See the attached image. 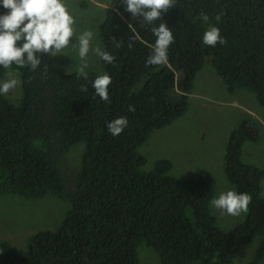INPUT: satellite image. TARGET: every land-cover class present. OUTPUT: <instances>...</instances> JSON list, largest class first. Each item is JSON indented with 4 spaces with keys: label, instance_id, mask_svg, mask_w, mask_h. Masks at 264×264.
Returning <instances> with one entry per match:
<instances>
[{
    "label": "trees",
    "instance_id": "obj_1",
    "mask_svg": "<svg viewBox=\"0 0 264 264\" xmlns=\"http://www.w3.org/2000/svg\"><path fill=\"white\" fill-rule=\"evenodd\" d=\"M106 6L99 36L115 57L112 64L102 60L112 77L110 102L91 87L99 73L87 72L86 81L76 71L62 72L51 53L41 55L36 70L10 68L20 76L22 95L18 103L0 95V190L25 197L54 194L71 208L57 229L30 236L24 254L0 241V264H139L140 245L153 248L160 264H231L242 246L264 233V165L242 160L244 143L258 139L257 122L243 118L225 144L227 180L252 196L244 220L226 230L210 209L211 171L198 168L178 178L166 157L152 158L145 171L147 155L138 148L153 130L186 112L195 76L206 62L229 92L245 89L264 106V0H176L151 25L124 11L122 0H106ZM5 11L0 5V13ZM202 12L220 29L223 45H203L208 25L199 18ZM161 22L174 43L166 65H148L156 39L151 28ZM113 38L123 40L120 48ZM10 69L0 67V78ZM119 116L127 117L128 126L113 136L106 124ZM77 143L85 148L69 184L59 164ZM261 240L249 264H264Z\"/></svg>",
    "mask_w": 264,
    "mask_h": 264
},
{
    "label": "rangeland",
    "instance_id": "obj_2",
    "mask_svg": "<svg viewBox=\"0 0 264 264\" xmlns=\"http://www.w3.org/2000/svg\"><path fill=\"white\" fill-rule=\"evenodd\" d=\"M67 3L70 11L76 18L75 27L77 35L82 30L90 28L94 31L93 45L100 44V46L104 48L101 42L102 39L99 36V25L105 17V8L107 7L106 0H67ZM72 42L73 44H70L69 47L63 50V54L52 56L56 67L62 72L69 73L76 71L80 64L78 50L74 47L75 38H72ZM88 62L89 68L86 69L87 72H104L102 60L94 53H89ZM203 68L204 69H201V71L197 73L195 84H193L194 92H214L211 98H214L216 93L218 102H216V105L211 106L205 105L201 107L202 102L191 105L189 118L193 120L197 116H200L202 120L197 127V134L201 136V139L196 141L193 150L204 148L205 143L203 142V136L207 123L208 130L211 131V129L215 128L216 131H219V139L223 140L224 131L221 129L231 127L232 129L228 128L230 135L239 122L252 113L257 122L258 139L256 141L248 140L244 143L242 160L256 166H263L264 127L262 123L264 119V106L259 103L253 93L245 89L236 88L235 91L229 92L227 85L216 73H213L210 63L206 62ZM9 75L12 78L20 80L18 72L10 69L3 74L0 81L9 78ZM217 78H219V80ZM21 95L22 88L20 85L5 96L12 103H18ZM193 100L194 98L191 97L190 103H192ZM232 101H235V104ZM188 124L189 121L187 117H182L178 132ZM156 132L157 130H154L153 133H151L152 135L149 141L144 142L138 148V152L147 155V162L142 167L145 171L151 169L153 166L152 152L149 151L151 143L160 138L168 143L165 144V148H169L174 142L170 130L166 137L158 136L155 138ZM229 135H227V138ZM214 137L215 139L217 138V132H215ZM84 148V143H77L72 145L62 156L59 168L69 181V184L73 183V178L76 177L78 170L81 168ZM210 149L214 151V145H211ZM190 151L191 150L183 149L179 151V154H186ZM207 151L209 152V150ZM222 152L223 148L221 149V154ZM210 155L211 157L208 158V162L217 164L218 158L216 154L210 153ZM177 157L186 163V159L180 156ZM199 165H201L200 162L175 164V166L171 168L170 174L178 178H184L198 169ZM213 171L215 174V194L213 198L218 196L222 191L234 189L227 178L222 175L223 171H218L217 169H213ZM262 187V195L264 196V178L262 179ZM70 208L71 204L69 201L61 199L54 194H46L40 197H25L18 193H4L0 190V241L10 243L19 254H24L27 250L29 237L38 231L57 229ZM210 209L217 218L218 226L225 230L244 220L246 215L242 214L240 217L227 214L221 215L218 210L211 206V202ZM263 237L264 233L255 238L252 243L242 246L234 254L231 264H249L254 258L255 251L260 245ZM137 249L139 264H160L159 257L153 248L140 245Z\"/></svg>",
    "mask_w": 264,
    "mask_h": 264
},
{
    "label": "clouds",
    "instance_id": "obj_3",
    "mask_svg": "<svg viewBox=\"0 0 264 264\" xmlns=\"http://www.w3.org/2000/svg\"><path fill=\"white\" fill-rule=\"evenodd\" d=\"M122 4L124 11L133 18L141 17L144 23L151 25L161 20L162 14L176 5V0H122ZM0 5L6 9L4 13H0V67L4 69H10L15 65L18 68L36 70L41 65L42 54L51 53L52 56L63 54V50L73 44L72 38H75L74 47L78 50L80 60L76 69L78 77L88 80L86 69L89 68L90 52L107 64H112L115 60L114 55L100 44L93 45L92 29H84L77 35L76 18L70 11L67 0H0ZM199 18L208 25L202 36L203 45L211 47H215L217 43L223 45L226 41L221 36L220 29L210 23L209 16L202 12ZM215 19L219 22L221 14L218 13ZM151 32L156 39L146 64L166 65L169 47L174 43V35L164 22L152 27ZM112 42L116 48L123 44L122 39L117 41L113 38ZM128 47H132L131 39ZM21 83V80L9 75V78L0 81V95H7ZM90 83L101 100L110 102L108 88L112 83V77L107 72L97 74ZM81 90L86 92L87 86L81 85ZM128 111L134 112L135 106L129 105ZM250 116L256 121L252 113ZM127 126L126 116L116 117L106 124L107 130L113 136H119ZM251 202V194L229 189L213 198L211 206L221 215L240 217L247 214Z\"/></svg>",
    "mask_w": 264,
    "mask_h": 264
},
{
    "label": "crops",
    "instance_id": "obj_4",
    "mask_svg": "<svg viewBox=\"0 0 264 264\" xmlns=\"http://www.w3.org/2000/svg\"><path fill=\"white\" fill-rule=\"evenodd\" d=\"M204 67V66H203ZM201 69H204V68ZM200 69V71H201ZM213 73L214 70L212 69ZM199 72V71H198ZM197 74L194 79V84L196 81ZM219 80V78H217ZM221 79V78H220ZM214 92L210 93H195L194 92V86L192 88V91L190 92L189 95V104L186 112L175 119L172 123L169 125L157 129L156 136H164L168 134L169 130L172 132V137H173V145H170L169 148H165V144H168L167 142H164L162 139L158 138L154 140L151 145L149 146V151L152 152V158H157V157H166L171 160L172 162V168L175 166V164H191L193 162H200L201 165H199L198 168H208L210 169L215 177L213 169H217L218 171H223L224 174V168H223V160H224V147L227 141V135H229V130L228 128L232 129L231 127H225L224 129H221L224 131L223 135V140L219 139V131H216L215 128L211 129V131L208 130V123L205 127L204 130V136H203V142L205 143L204 148L199 149V150H193L194 145L196 144L197 140L201 139V136L197 134V127L200 125L202 122L201 117L197 116L193 120L189 118V110L192 104H197L199 102H202V106L208 105H216V102H218V97L217 94L215 93V97L211 98V95ZM194 98L193 102L190 103V98ZM209 101V102H208ZM211 102V103H210ZM235 104V101H232ZM235 106V105H234ZM237 107V106H235ZM250 113V112H249ZM182 117H187L189 124L185 126L180 132H178L179 126L181 124V118ZM264 125V123H262ZM154 131V130H153ZM153 131L151 133H153ZM217 132V138L215 139L214 134ZM152 134H150L149 138L147 141H149L150 137ZM214 145V151L210 149V146ZM191 148V149H190ZM223 148V152L221 154V149ZM191 150L189 153L186 154H179L180 150ZM209 150V152L207 151ZM210 153H215L216 157L218 158V162L216 163H209L208 158L211 157ZM186 159V163L180 159L179 157ZM207 169V170H208ZM226 177V176H225Z\"/></svg>",
    "mask_w": 264,
    "mask_h": 264
}]
</instances>
